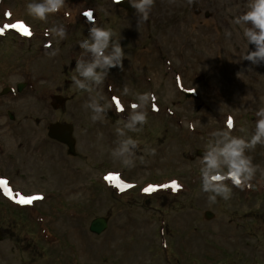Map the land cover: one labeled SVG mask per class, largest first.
Instances as JSON below:
<instances>
[{
  "label": "rangeland",
  "instance_id": "rangeland-1",
  "mask_svg": "<svg viewBox=\"0 0 264 264\" xmlns=\"http://www.w3.org/2000/svg\"><path fill=\"white\" fill-rule=\"evenodd\" d=\"M196 1L198 14L188 0H155L138 28L135 10L126 14L114 6L117 0H66L46 23L26 14L28 0H0V92L6 83H26L20 92L0 96V180L14 182L11 197L0 185V227L9 228L0 241V264H264V175L257 172L251 187L233 188L229 201L211 203L200 190L197 155L229 118L232 135L248 137L255 112L264 108V63L244 60L255 46L231 23L248 10L249 0ZM88 10L97 26L111 28L121 40V72L128 75L121 92L125 85L131 90L123 104L119 100L124 110L118 112L117 95L101 87L98 92L106 99L110 94L114 107L95 123L83 107L89 94L71 80L74 59L83 54L79 41L92 23L84 15ZM60 25L68 33L65 40L45 36L46 29ZM53 50L56 56L49 55ZM118 71L109 75L115 79ZM144 92L155 94L156 109L149 103L148 123L128 133L138 148L135 165L123 167L110 156L118 141L115 129L122 127L135 94ZM59 93L72 98L56 110L52 96ZM57 119L74 125L75 157L48 139L49 124ZM25 141L33 144L26 147ZM41 143L48 167L31 155ZM24 151L31 164L23 177L15 176L13 166ZM247 154L264 169V146ZM21 195L43 199L20 205L15 201ZM205 211L213 217L205 219ZM106 216L108 228L91 233V220Z\"/></svg>",
  "mask_w": 264,
  "mask_h": 264
},
{
  "label": "clouds",
  "instance_id": "clouds-1",
  "mask_svg": "<svg viewBox=\"0 0 264 264\" xmlns=\"http://www.w3.org/2000/svg\"><path fill=\"white\" fill-rule=\"evenodd\" d=\"M135 10L138 17V28L142 21H147L154 6L155 0H127ZM193 0H188L191 4ZM66 0H28L26 14L34 20L47 22L49 17L65 8ZM247 11L234 16L231 23L243 30V37L248 45H254L255 50H249L244 60L253 65L264 63V0H249ZM8 15V13H6ZM67 16L68 13H65ZM84 15L89 21H93V12L88 10ZM250 25V26H249ZM231 36V32H226ZM45 36H52L57 41H63L68 33L63 25L52 26L46 29ZM79 47L83 50L82 56L75 63V74L71 77L75 89L89 94V100L83 105L89 110L93 123L103 121L106 113L113 107L112 102L98 92L109 76L111 69L123 70V61L126 57L121 40L109 27L97 26L94 22L88 28V35L79 41ZM57 50L49 55L56 56ZM88 56V59H85ZM97 92L96 96L92 93ZM131 94L130 88L125 85L121 95ZM154 93L144 92L135 94V103L129 105L131 111L124 119L122 127H116L118 137L116 147L111 149L110 156L123 167L135 165V152L138 141L129 132H141L148 123L147 106L152 104L156 109ZM101 101H104L101 103ZM117 111H123V107L117 103ZM255 130L248 137L232 135L234 121L229 118L226 129H220L211 133L213 137L202 151L199 157L200 190L208 194L207 199L215 203L217 198L229 201L233 196V188L243 190L245 186L251 187V181L256 178L257 172L264 175V169L254 164L252 157L247 153L254 150L257 145L264 146V108L255 112ZM194 130V125H188ZM243 132L244 129L240 128ZM149 155H155V149H148ZM227 182H230L227 183Z\"/></svg>",
  "mask_w": 264,
  "mask_h": 264
},
{
  "label": "flooded vegetation",
  "instance_id": "flooded-vegetation-1",
  "mask_svg": "<svg viewBox=\"0 0 264 264\" xmlns=\"http://www.w3.org/2000/svg\"><path fill=\"white\" fill-rule=\"evenodd\" d=\"M123 11L126 14H129L126 10H123ZM126 70L127 69L124 70L125 73H126ZM116 73H117V75H116L115 79L112 78L110 75H109V77H107L105 79V82L102 85V89L105 92L116 94L117 96L120 97L121 102L123 103L122 95H121V86L123 84H126V80L128 78V75L127 74L124 75V73H122L121 70L116 72ZM114 91H116V92H114ZM105 100L111 102L110 94L107 96V99L105 98ZM29 142L32 143L31 141H25L24 146L28 147ZM61 145L63 147L65 146L64 144H61ZM46 148H47V146L44 143H41V144H39L33 148V152H31V155L34 156V154H36V157H35L36 163H38V164L44 163L48 167V164L50 162V156H49ZM3 149H4V145L0 142V152ZM9 154L11 155V157H9V160H14L15 154L14 153H9ZM30 164L31 163H30L29 155L26 154L24 151L23 156L16 159L15 164L13 166V171L15 172L16 175L23 176L27 172V167ZM41 175L44 176V174H41ZM13 213H14V211H13ZM17 216L22 217L23 214L21 212H18ZM5 230H9V228L0 227V241L3 240V238H2L3 237V231H5Z\"/></svg>",
  "mask_w": 264,
  "mask_h": 264
},
{
  "label": "water",
  "instance_id": "water-1",
  "mask_svg": "<svg viewBox=\"0 0 264 264\" xmlns=\"http://www.w3.org/2000/svg\"><path fill=\"white\" fill-rule=\"evenodd\" d=\"M124 8L128 9L130 12L133 11V8L126 0H123L119 3ZM189 9L194 10V12H198L197 10V3L192 2L189 4ZM22 89L21 85L17 87V90L20 91ZM56 103L53 104L54 108H57L58 106L63 105L66 102V98L61 96H56ZM73 127L71 124H63V123H53L50 124L48 128V136L52 139L58 140L62 143H65L68 146V154H75L74 151V139L72 137ZM205 219H211L213 217V214L210 211H206L204 213ZM108 226V218L107 217H96L93 220H91L89 224V231L95 235H100L103 233Z\"/></svg>",
  "mask_w": 264,
  "mask_h": 264
},
{
  "label": "snow or ice",
  "instance_id": "snow-or-ice-1",
  "mask_svg": "<svg viewBox=\"0 0 264 264\" xmlns=\"http://www.w3.org/2000/svg\"><path fill=\"white\" fill-rule=\"evenodd\" d=\"M8 15H11L10 13ZM12 27H18L20 29H22L26 34H30L28 29L24 27L23 24H19V25H12ZM2 31V30H0ZM109 179H112V177H109ZM6 184L7 182L6 181H3V180H0V185H5L4 187V192H5V195L11 197L12 196V191L11 189H9L8 187H6ZM120 187H131L130 185H121ZM173 187H178L177 185H173ZM150 189H145V192H149ZM43 197H40V196H31V197H24V196H20L18 200H16L15 202L17 204H20V205H32L34 201L36 200H42Z\"/></svg>",
  "mask_w": 264,
  "mask_h": 264
},
{
  "label": "bare ground",
  "instance_id": "bare-ground-1",
  "mask_svg": "<svg viewBox=\"0 0 264 264\" xmlns=\"http://www.w3.org/2000/svg\"><path fill=\"white\" fill-rule=\"evenodd\" d=\"M94 16V15H93Z\"/></svg>",
  "mask_w": 264,
  "mask_h": 264
}]
</instances>
